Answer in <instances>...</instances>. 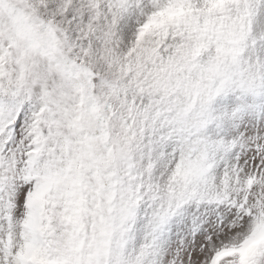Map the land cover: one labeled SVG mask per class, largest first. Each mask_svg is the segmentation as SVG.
Here are the masks:
<instances>
[{
	"label": "snow or ice",
	"instance_id": "snow-or-ice-1",
	"mask_svg": "<svg viewBox=\"0 0 264 264\" xmlns=\"http://www.w3.org/2000/svg\"><path fill=\"white\" fill-rule=\"evenodd\" d=\"M0 264H264V0H0Z\"/></svg>",
	"mask_w": 264,
	"mask_h": 264
}]
</instances>
